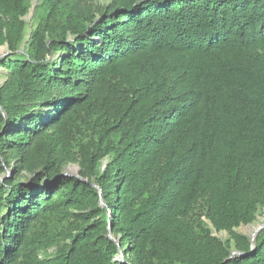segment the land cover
I'll return each instance as SVG.
<instances>
[{
  "label": "trees",
  "instance_id": "1",
  "mask_svg": "<svg viewBox=\"0 0 264 264\" xmlns=\"http://www.w3.org/2000/svg\"><path fill=\"white\" fill-rule=\"evenodd\" d=\"M97 1L0 0V264H264V0Z\"/></svg>",
  "mask_w": 264,
  "mask_h": 264
},
{
  "label": "rangeland",
  "instance_id": "2",
  "mask_svg": "<svg viewBox=\"0 0 264 264\" xmlns=\"http://www.w3.org/2000/svg\"><path fill=\"white\" fill-rule=\"evenodd\" d=\"M33 2V6L29 12V14L26 16V20L28 21L29 24H31L32 20H33V16H34V10H35V6L36 4H38V0H31ZM110 0H98L97 2L100 4H105L107 2H109ZM7 46H0V56H4L5 54H7ZM5 79V74L4 71L0 69V84L3 83ZM105 167V166H104ZM65 173L69 176H75L78 177L80 179L83 180V177L81 176L80 172H81V168L79 166L78 163H70L65 167ZM8 176V174H7ZM87 180V179H84ZM88 181V180H87ZM90 184L93 185L94 187H96L97 189H99L100 187L97 185V183L90 181ZM101 205L103 207L107 208V204L104 202L103 199H101ZM264 224V209L261 211V213L257 216V219L255 222H253L252 224L249 225H241L238 228H235V231L239 234H244L247 235L249 237H251L254 233L255 230L260 226ZM215 235H217L218 237H220L223 240H226L228 238H231V235L226 232V231H222V232H214ZM110 237L114 240H118L117 237L114 236L113 232H112V228L110 227ZM54 248L50 249V252L53 253L54 252Z\"/></svg>",
  "mask_w": 264,
  "mask_h": 264
},
{
  "label": "water",
  "instance_id": "3",
  "mask_svg": "<svg viewBox=\"0 0 264 264\" xmlns=\"http://www.w3.org/2000/svg\"><path fill=\"white\" fill-rule=\"evenodd\" d=\"M64 175H67V174H64ZM264 229V224L260 225L256 230H255V233L250 237L251 238V251L252 252L254 249H255V240H256V236L257 234L262 230ZM245 255L247 253H242V252H239V251H233L232 252V255L229 259H231L232 257H234L235 255Z\"/></svg>",
  "mask_w": 264,
  "mask_h": 264
}]
</instances>
